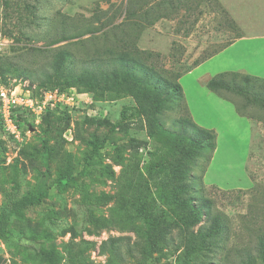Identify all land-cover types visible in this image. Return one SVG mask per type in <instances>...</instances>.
<instances>
[{"label": "rangeland", "instance_id": "obj_1", "mask_svg": "<svg viewBox=\"0 0 264 264\" xmlns=\"http://www.w3.org/2000/svg\"><path fill=\"white\" fill-rule=\"evenodd\" d=\"M134 1L139 5L127 17L121 10L127 0H36L29 25L4 20L0 7V80L40 93L59 51L70 54L73 77L110 50H139L148 63L179 73L182 94L164 113L165 127L175 129L176 119L188 117L216 132L215 149L191 171L190 195L204 206L200 223L186 233L174 229L150 256L147 219L171 220L167 213L176 210L163 202L164 188L144 183L149 152L159 144L148 138L142 120H127L114 131L92 120L103 109L108 122H117L121 108L134 104L131 96L88 92L78 108L54 109L38 124L23 119L20 139L0 123V213L7 211L9 219L0 264H46L33 258L31 238L54 243L62 257L58 264H107L98 245L109 237H123L111 264H152L156 256L153 264H264V91L242 78L228 91L205 86L231 71L264 80L251 73L261 74L264 63L247 62L250 52L264 46V0H197L189 8H168L172 16L154 23L153 2L141 9L142 0ZM32 190L45 193L41 204L11 210ZM102 194L110 198L93 199ZM90 214L107 224L94 225Z\"/></svg>", "mask_w": 264, "mask_h": 264}, {"label": "trees", "instance_id": "obj_2", "mask_svg": "<svg viewBox=\"0 0 264 264\" xmlns=\"http://www.w3.org/2000/svg\"><path fill=\"white\" fill-rule=\"evenodd\" d=\"M35 1L0 0L4 20H15V25H19L20 22L31 24L30 22L35 19L32 14L35 13V4L32 3ZM185 1L142 0L141 9L153 2L154 23L159 18L172 16V13L168 12V8L169 10H179L180 8L184 9V7L189 8L193 1L199 2L187 0L190 2L185 3ZM136 5L139 3L134 0H127L126 5L121 10L126 12L127 17L133 16ZM223 48L196 60L194 65L211 57ZM69 57L70 54L66 51H59L54 55L49 65L52 73L40 81L41 85L45 87L44 89L63 88V85H67L89 93H113L116 98H120L121 95H129L134 104L121 108L120 118L117 122H108V117L92 118V120L110 124L111 131L119 128L127 120H142L148 138L159 144L149 152L150 158L146 166L144 183L146 186L153 184V186L157 185L164 188L166 193L163 202L173 204L176 210L167 213V216L172 217L171 220L164 218L147 219L145 244L150 256L153 257V253L159 252L161 245L168 241L174 229L186 233L188 228L200 223L204 206L196 205L190 195L194 188L191 171L199 157H203L215 149L216 132L214 129L199 126L188 117L176 119L175 129L165 127L164 113L182 94L181 85L177 81L179 73L171 74L156 64L148 63L139 50H110L106 57L98 56L92 58L90 62H86L85 66L74 77L69 68ZM237 78H242L247 84L250 82L260 83L262 91H264V80L233 71L214 75L206 82L205 86L212 92L228 91L235 88ZM47 85L50 87H46ZM92 96L97 100L94 95ZM236 110L243 115L237 107ZM50 114L51 112H48L43 119L47 120ZM44 198L45 193L43 191L32 190L22 199L13 201L11 210L17 212L32 205L41 204ZM108 198L110 197L105 194L93 197L96 201L107 200ZM90 219L96 226L104 227L107 224L106 219L95 217L93 214H90ZM8 225V212L1 211L0 240L9 237ZM216 227L217 222L215 221L210 228L215 229ZM33 240L31 238L30 248L34 259L41 260L46 264H58L61 261L62 257L54 243H48L44 240L34 243ZM122 240L123 237H109L99 243L98 254L107 256V264H111L112 259L119 255ZM260 246L264 249V242H260ZM187 249H191V246H187ZM158 260L157 256L154 257L152 264L153 261L156 263Z\"/></svg>", "mask_w": 264, "mask_h": 264}, {"label": "built area", "instance_id": "obj_3", "mask_svg": "<svg viewBox=\"0 0 264 264\" xmlns=\"http://www.w3.org/2000/svg\"><path fill=\"white\" fill-rule=\"evenodd\" d=\"M85 94L90 95L75 87L46 88L42 89L40 93H36L31 87H25L22 84L7 85L0 80V123L8 135L20 139L23 119L30 124H38L48 112L54 109L78 108L80 97L84 98ZM82 101L85 100L82 99ZM85 102L89 104L87 107L90 108L93 99H88ZM87 115H91V113H87ZM96 116L104 118L106 111L100 109Z\"/></svg>", "mask_w": 264, "mask_h": 264}, {"label": "crops", "instance_id": "obj_4", "mask_svg": "<svg viewBox=\"0 0 264 264\" xmlns=\"http://www.w3.org/2000/svg\"><path fill=\"white\" fill-rule=\"evenodd\" d=\"M226 10V9H225ZM224 9H223V12L222 13H226L227 11H225ZM227 13H229V12H227ZM231 13V12H230ZM240 40H244L243 38L242 39H240ZM240 40H237L236 42H234V43H232L227 49H230V48H232V47H236L237 46V44L240 42ZM247 45H251V44H247ZM253 45H256V44H253ZM242 46H244V45H239V47H242ZM246 46V45H245ZM227 49H225V50H227ZM225 50H223L222 51V53L225 51ZM259 50V51H258ZM249 61H252L251 63H252V65L253 64H255V65H257V64H262V63H264V46H261V48L260 49H257V51H256V53H251L250 52V54L247 56V62H249ZM254 65V66H255ZM250 68H252V67H247V70L246 71H249V69ZM255 69V68H254ZM256 70V69H255ZM261 74H259L258 72H251V73H253L254 75H258V76H261V77H264V65L261 67ZM189 104V103H188ZM201 106L203 107V108H205L204 107V105L203 104H201ZM189 107L190 108H192V106H191V104L189 105Z\"/></svg>", "mask_w": 264, "mask_h": 264}]
</instances>
